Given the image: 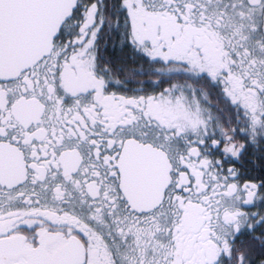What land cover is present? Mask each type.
I'll return each mask as SVG.
<instances>
[{
  "label": "snow or ice",
  "instance_id": "1",
  "mask_svg": "<svg viewBox=\"0 0 264 264\" xmlns=\"http://www.w3.org/2000/svg\"><path fill=\"white\" fill-rule=\"evenodd\" d=\"M257 232L264 0H0V264H257Z\"/></svg>",
  "mask_w": 264,
  "mask_h": 264
},
{
  "label": "flooded vegetation",
  "instance_id": "2",
  "mask_svg": "<svg viewBox=\"0 0 264 264\" xmlns=\"http://www.w3.org/2000/svg\"><path fill=\"white\" fill-rule=\"evenodd\" d=\"M220 37L219 36H214L211 39H208L207 37L204 38V41L202 42V47L205 51V54L207 56H210L213 60L217 59L218 56L221 54V52L223 51L220 47ZM196 42H201L199 39ZM112 56L115 58L116 57V53L112 52L111 53ZM193 55H195V53H192ZM162 70L160 65H148V64H141L140 62H137L136 64H129L127 66L126 69L121 70L119 72V75L121 78H125L128 77L130 73L133 72H143L144 75L140 76V75H135L132 78L135 79L137 82L144 80V79H155L157 78V72ZM175 83H179L176 80H166V79H162L161 81V87H169L172 84ZM134 86H138L134 85ZM199 87L202 89V99H201V103L202 106L204 108H208L211 105H215L217 103L216 101V97L214 94L211 93V90L208 88L207 85L204 84H200ZM220 107H222V105H220ZM213 112L215 113V109H213ZM217 115H220L219 113H216ZM228 119H229V114L227 111H224L222 116L220 117V121L219 123L224 127V128H228L229 124H228ZM252 211H255V209H253ZM243 219V218H242ZM233 227L235 228L236 225H233ZM254 235H264V233H254ZM222 241H223V237H221ZM245 239L243 236L240 237V240ZM235 249H236V254L239 255L241 252L248 250L247 246L244 245L242 246L239 242V240L235 243L234 245ZM257 264H260L261 260H264V257H257Z\"/></svg>",
  "mask_w": 264,
  "mask_h": 264
},
{
  "label": "water",
  "instance_id": "3",
  "mask_svg": "<svg viewBox=\"0 0 264 264\" xmlns=\"http://www.w3.org/2000/svg\"><path fill=\"white\" fill-rule=\"evenodd\" d=\"M35 43H36V46H40L42 44V40H37L35 41Z\"/></svg>",
  "mask_w": 264,
  "mask_h": 264
}]
</instances>
